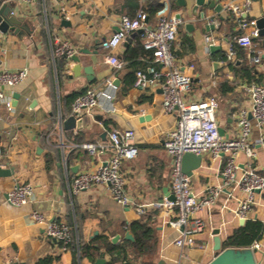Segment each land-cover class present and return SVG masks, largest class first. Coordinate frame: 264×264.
Wrapping results in <instances>:
<instances>
[{"label": "crops", "instance_id": "0c3cea01", "mask_svg": "<svg viewBox=\"0 0 264 264\" xmlns=\"http://www.w3.org/2000/svg\"><path fill=\"white\" fill-rule=\"evenodd\" d=\"M125 1L61 0L52 3L38 0L30 5L14 3V14L30 20L34 31L31 35L23 29L19 34L0 33V71L27 70L23 82L3 89L10 96L12 105L15 104L13 114L7 116L6 111L0 108L5 119L0 122V132H9L8 136L0 134V167L11 171L9 177L0 178V264H38L47 257H57L52 264H92L87 258L80 257L78 248L68 247L62 251L59 243L44 236L43 228L30 217L33 210L41 212L48 220L54 215L56 222L69 224L74 232L78 229L82 241L105 235L112 243L121 244L125 240L124 233L129 230L127 225L141 217L137 215L135 206L171 197L173 158L166 152L164 142L166 134L176 124V117L163 111L159 86L145 90L133 88L135 72L148 65L144 50H135L141 42V35L130 34V42L123 40L113 51L123 62V68L118 71L106 62L108 52L102 47L103 42L117 31L120 16L134 15L135 4L129 6ZM144 1L139 0V3L142 5ZM230 1L243 5V0H216V4L223 6L224 2ZM158 2L162 9L146 23L152 27L160 15H180L173 51L180 69L192 76L189 99L215 98L218 103L216 121L223 129V137H236L237 112L249 105L243 86L250 83L236 81L226 64L225 55L233 45V38L242 35V31L223 11L199 7L198 14H204V19H200L199 16H190L185 8L176 6L172 10L168 0ZM61 8L69 15L68 19L62 16ZM247 16L255 22L264 18V0H250ZM63 19L69 22L68 26L61 24ZM187 24L192 28L187 29ZM54 37L71 44L75 49L74 55L82 61L81 65L91 66V72L85 74L81 70L75 76L71 72L73 63L67 60L62 68H57L59 58H53L51 52V39ZM205 38H210L213 44L208 45ZM210 46L219 47V50L211 53ZM255 49L261 62L253 66L263 76L264 85L263 37L256 40ZM132 50V59L127 63L124 58ZM234 51L230 63L236 70L245 62L251 64L247 51L240 49V54ZM190 65L193 66L192 71L188 70ZM108 78H113L118 86L113 101L110 104L101 102L91 112L76 116L82 119L79 129L71 122L67 125L70 128L66 129L64 123L73 116L71 104L74 101L69 102L66 98L73 94L77 97L89 88L101 90ZM228 87L232 91H228ZM14 95H17L16 100ZM111 130H132L133 142L138 149L137 157L121 166L125 192L132 201L129 207L117 204L102 184L76 196L70 194V181L76 174L94 171L108 159L111 152L108 134ZM83 144L106 147L91 155L82 148ZM254 152L255 156L250 159L239 152L236 160L240 167L248 165L264 177V146H254ZM222 162L223 158L212 159L208 154L202 156L200 167L189 177L196 198L205 196L210 188L222 187L219 174ZM22 183L33 187V196L28 204L13 207L6 201V194ZM242 197L239 189L222 188L210 205L195 214L193 219L201 220L203 227L193 236L192 248L175 245L179 232L171 225L176 217L174 212L166 214L147 208L142 216H151L155 248L151 255L137 259L135 264H207L215 256L212 250L214 230H218V237L225 243L233 233L253 222L263 227L260 239L255 242L259 245L255 257L258 264H264V189L255 192L254 204L240 224L242 219L237 217L236 209ZM54 203L60 206L58 213L52 210ZM191 221L184 229L189 228ZM94 232L97 233L95 236ZM116 237L118 239L113 242ZM105 260L107 263L106 255Z\"/></svg>", "mask_w": 264, "mask_h": 264}, {"label": "built area", "instance_id": "2783aa9c", "mask_svg": "<svg viewBox=\"0 0 264 264\" xmlns=\"http://www.w3.org/2000/svg\"><path fill=\"white\" fill-rule=\"evenodd\" d=\"M38 0H0L6 2L34 4ZM46 1V0H43ZM58 3L61 0H48ZM250 0H243L240 6L234 2H224L222 11L234 20L242 35L235 36L233 40L238 47L248 52L249 61L252 65L261 62V57L255 49L252 39L259 37L255 21L247 16V6ZM64 18L68 19L64 8L60 9ZM181 19L175 15H160L155 24L149 27L146 23V14L139 9L134 16L122 15L119 18L118 29L112 33L102 44L108 52L106 62L116 71L123 68L113 51L130 34L140 31L141 45L148 54L147 67L137 70L134 74L133 88L145 90L149 87L159 86L162 94V109L167 114H175L176 124L166 134L164 147L166 152L173 158L171 172V197L153 201L147 205L135 206L137 215L142 216L147 208L169 214L175 213V220L171 225L179 232L175 245L192 248L193 236L202 230V222L194 218L202 208L210 205L217 197L222 188L239 189L243 193L242 199L237 203L236 215L244 219L254 204L255 192L264 189V177L258 174L250 166L240 167L236 156L239 152L244 153L246 158L255 156L254 146H264V85L250 83L243 86V91L249 97V105L237 112V136L224 138L219 135L216 121L218 103L213 97L190 100L189 94L192 87V76L180 69L176 61L173 48L177 37V27ZM250 31L246 33L247 30ZM208 45L213 44L210 38H205ZM51 52L53 58L69 60L75 54V49L68 42L59 37L51 39ZM234 45L229 47L225 55L226 62H232L234 57ZM189 71L193 66L188 67ZM27 76L25 68L15 71H0V108L11 116L14 108L10 96L4 93V88H12L23 82ZM118 90L113 78L105 81L101 90L89 88L79 94L71 104V114L77 117L91 112L101 102L110 104ZM0 113V122H4ZM0 134L9 135L7 130ZM132 130H111L108 134L111 151L107 160L101 163L94 171L76 174L70 181V194L76 196L80 192L95 185H105L111 198L122 207L132 205L131 199L125 192V179L121 172L123 162H130L137 157L138 149L133 142ZM100 144H83L82 148L91 155H95L105 149ZM184 153L210 155L212 159L223 158L220 178L222 187L210 188L205 196L196 198L191 186L190 178L181 171L180 160ZM2 152L0 150V159ZM33 187L29 183L17 184L6 194V201L13 207H22L29 203L33 196ZM31 219L43 228V235L55 240L60 244L61 250L65 251L73 242L74 229L64 222L50 223L48 218L38 211H31ZM188 229L184 227L191 220ZM259 250V245L253 243L250 247Z\"/></svg>", "mask_w": 264, "mask_h": 264}, {"label": "trees", "instance_id": "16d2710c", "mask_svg": "<svg viewBox=\"0 0 264 264\" xmlns=\"http://www.w3.org/2000/svg\"><path fill=\"white\" fill-rule=\"evenodd\" d=\"M168 1L171 6V9L175 10V0ZM125 2L126 5L129 6H132V3L135 4V13L139 9H142L146 14L147 21H151L152 18H154L157 13L162 9V6L159 5L158 0H145L142 5L139 3V0H126ZM229 19L232 18L229 17ZM256 40H259V37L256 39H252L253 44H255ZM233 45L234 49L237 51L243 49L241 47H238L234 40ZM137 48L138 49H135L136 51L139 49L143 50L141 42L140 44H138ZM132 52H134V50L130 51L129 56L124 58L125 62L128 63L132 59ZM238 54H240V51L238 52ZM147 56L148 54L146 53V58ZM57 62V68H62L66 61L64 58H59ZM226 64L229 70L233 71L236 81L242 80L246 83L255 82L262 84L263 76L256 71L253 65L249 64L248 62L243 63L238 70L234 68V64L230 62H226ZM131 65L133 64L131 63ZM227 90L232 91V88L228 87ZM75 97L76 95L73 94L68 96L66 99L69 102H72ZM127 228L131 231L133 235V242L123 240L121 244H114L105 235H97L90 241L85 242L82 241L80 231L77 229L76 232L73 231V242L68 247L74 250L78 248L80 257L87 258L91 263H93L99 257L100 253H104L108 257L106 264H135L137 259H141L144 256L151 255L153 253L156 243L154 234L155 230L151 225V216H141L136 220H133L129 225H127ZM262 231L263 227L261 224L254 222L247 223L242 229L236 231L235 233H233V235L227 238L225 243H223V247H251L253 243L257 242L260 239ZM75 239H77V244L75 243ZM55 261H57V257H47L41 260L38 264H52Z\"/></svg>", "mask_w": 264, "mask_h": 264}, {"label": "water", "instance_id": "95a60500", "mask_svg": "<svg viewBox=\"0 0 264 264\" xmlns=\"http://www.w3.org/2000/svg\"><path fill=\"white\" fill-rule=\"evenodd\" d=\"M175 6L179 8H185L188 11V14L190 16L197 17L199 16L200 19H204V14L201 12L198 14L199 7L203 8L205 6H208L212 8L215 12H221L222 11V5L216 4V0H175ZM177 18H180V15H177ZM61 24L64 26H68L69 22L65 19L61 21ZM256 28L258 30V35L260 37L264 38V18H260L255 22ZM187 29H191L192 26L190 24L186 25ZM211 29H213V26H210ZM21 29L25 30L26 33L31 35L34 31V25L30 20H24L21 17H18L14 14V2H6L2 5H0V33H14L19 34L23 33V31H20ZM136 34L141 33L140 31L135 32ZM134 33V34H135ZM125 42L129 43L130 38L126 37ZM219 47L210 46V52L213 53L215 51H218ZM85 54V53H84ZM68 63H73V66L71 67V72L75 76H77L80 71L82 70L85 74H89L92 70L91 66L86 65L82 66V61L77 55H73L70 57L69 60H67ZM217 63H214V66H216ZM117 84V83H116ZM13 99H17V95L13 96ZM15 104L13 105V107ZM71 122L72 125L74 124L77 126V129L81 127L82 119L77 118L76 116H71L65 123L64 127L66 129L70 128L67 125H69ZM69 123V124H68ZM70 125V126H72ZM68 127V128H67ZM218 132L220 136H223V129L218 128ZM1 145V141H0ZM202 163V157L200 155H195L192 153H184L180 160L181 165V171L183 174H185L187 177H191L193 174V171L198 169ZM11 175V171L9 169H5L0 167V178H6ZM59 204L54 203L53 204V212L58 213L59 212ZM55 221V216L53 215L51 219L49 220L50 223ZM244 219L241 220L240 224H243ZM97 233L94 232V236ZM213 239H212V250L215 253L214 258L207 264H258L256 260V252L250 247L245 248H224L223 242L218 237V230H214L212 232ZM123 238L129 242H133L134 238L132 236L131 231H126L124 233ZM118 237L114 238L112 241L116 242ZM92 264H106L105 260V254L100 253L99 257L92 263ZM158 264H164V262H159Z\"/></svg>", "mask_w": 264, "mask_h": 264}]
</instances>
